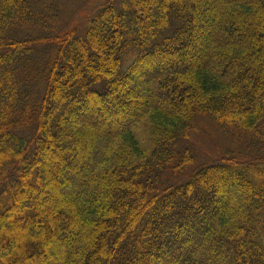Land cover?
<instances>
[{
    "label": "trees",
    "instance_id": "obj_1",
    "mask_svg": "<svg viewBox=\"0 0 264 264\" xmlns=\"http://www.w3.org/2000/svg\"><path fill=\"white\" fill-rule=\"evenodd\" d=\"M53 1L0 0V264H264V0H107L80 35ZM200 117L242 153L165 183Z\"/></svg>",
    "mask_w": 264,
    "mask_h": 264
},
{
    "label": "rangeland",
    "instance_id": "obj_2",
    "mask_svg": "<svg viewBox=\"0 0 264 264\" xmlns=\"http://www.w3.org/2000/svg\"><path fill=\"white\" fill-rule=\"evenodd\" d=\"M107 0H55L52 2L54 6L53 22L56 21L55 35L63 32L64 28L75 29L78 34L85 32L86 24L99 8ZM122 1V0H117ZM51 6L50 2L47 3ZM43 11H47V6L42 7ZM48 17V13H46ZM49 18V17H48ZM39 91L40 97L44 93ZM239 142V140H238ZM244 146V145H243ZM180 149L188 148L194 158L193 164L187 171H182L179 174L165 172V183H176L186 179L192 169L200 167L205 163L216 161L217 159L226 156L229 153L241 154L242 147L237 144L229 136H227L220 128L215 125L210 119L200 117L195 125V129L189 133L187 140H183L179 146ZM244 148V147H243ZM244 153V152H243ZM184 172V173H183ZM189 173V174H188ZM60 191V189H58ZM66 191V190H64Z\"/></svg>",
    "mask_w": 264,
    "mask_h": 264
}]
</instances>
